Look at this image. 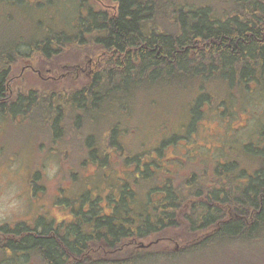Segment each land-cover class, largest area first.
Listing matches in <instances>:
<instances>
[{
    "label": "trees",
    "instance_id": "obj_1",
    "mask_svg": "<svg viewBox=\"0 0 264 264\" xmlns=\"http://www.w3.org/2000/svg\"><path fill=\"white\" fill-rule=\"evenodd\" d=\"M75 2L68 1L80 12L72 35L3 41L0 115L30 121L59 142L67 180L79 183L84 169L95 166L92 181L100 188L89 184L69 205L63 200L71 209L67 223L39 219L34 228H3L0 264L18 257L29 264H264L263 175L244 185L237 166L221 162H183L185 171L158 172L160 157H182L165 152L178 149L184 118L193 128L205 107H225L217 91L207 95V84L228 97L263 85L264 0H229L233 10L225 0ZM0 18L15 21L8 9H0ZM22 65L20 78L32 80L15 98L10 77ZM190 90L196 96L177 110L182 121H172L173 100ZM144 127L154 130L145 135ZM258 153L264 164V151ZM74 159L77 171L70 167Z\"/></svg>",
    "mask_w": 264,
    "mask_h": 264
},
{
    "label": "rangeland",
    "instance_id": "obj_2",
    "mask_svg": "<svg viewBox=\"0 0 264 264\" xmlns=\"http://www.w3.org/2000/svg\"><path fill=\"white\" fill-rule=\"evenodd\" d=\"M27 1L30 3L29 5H26ZM27 1L20 0V4L13 0L0 1V9H8L11 16L15 17V21L10 24H5L4 20L0 18V48L4 47L3 41L8 38V35L13 40H18L22 35L28 39L40 37L49 32H64L72 35L73 21L80 13L77 12L75 3L72 5L68 3V0H52L50 6L41 8L40 5L35 7L34 4L45 3L46 1ZM225 1L228 2L229 0ZM225 5V8L233 7L230 2ZM252 8L260 10L255 5ZM212 10L217 11L218 6L213 5ZM83 14L81 12V15ZM22 50L25 51V49ZM23 66L15 71V73L19 71L18 74L12 76V80H16L12 84L15 98L19 94L25 93V80L27 78L32 80L29 74L26 75V79L20 78V75L26 72L22 71ZM27 73L30 71L28 70ZM218 87L215 84H207L205 92L209 95L217 91L220 97L225 100V107L217 110H210V108L205 107L202 118L200 121H196L193 128H190V123L188 124L186 118L182 121L179 117L181 112H177V110H181L190 97L194 98L197 91H193L194 89L185 91L183 96L188 97L183 100L179 97V101L173 100L175 108L171 110L175 115H172L170 119L173 121L179 117L178 119H181V125L184 128L179 130L181 133L179 137L182 140H179L175 146L178 149L166 150L165 156L169 158L173 156L182 157L175 158L173 161L160 157L158 172L170 171L172 168H183L182 170L185 171L187 168L182 167L183 162L187 163V166L191 162L212 165L221 162L224 158H227V161L231 160L235 156L246 159L247 151H251L259 145V139L264 133V85L252 88L251 93L250 90L247 92L234 91L233 95L229 97L228 92H222ZM20 119L21 117L9 119L3 114L0 115V225L7 229H12L20 223L34 227V223H37L39 218L49 222L53 221L55 226L62 222L67 223L72 220L71 209L63 205V200L67 201L69 205V200L73 201L80 196L79 190L90 189L89 184L94 185L95 183V187L100 188L99 180L97 182L92 181L97 178V168L89 164L84 169L86 172L82 173L79 183L72 179L67 180L65 177L67 173L63 172V164L59 159V142H51L50 136L43 129L37 131L30 124V121H20ZM149 130L154 129L144 127L143 133L146 135ZM73 131L68 133V140H74ZM82 139L83 137L76 139L75 143H81ZM244 144L249 145L250 148H245ZM79 154V149L72 150V157H78ZM232 154L235 156H231ZM76 164L74 159L70 167L73 166V169L77 171L79 168ZM253 165H250L246 159L243 161L242 167L250 171ZM191 169L200 171L201 167L192 164ZM114 171L115 168H106L102 172L110 177ZM113 174L116 176V172ZM86 177L88 180L85 185ZM32 184L36 185L33 187L34 190H32ZM61 184H64V192L60 191ZM90 196L94 197L95 191L90 193ZM103 205L105 202L102 203ZM256 255L262 258L261 247L257 250ZM243 258H248V256L245 255ZM14 263L29 264L24 258H19L16 262L2 264Z\"/></svg>",
    "mask_w": 264,
    "mask_h": 264
},
{
    "label": "flooded vegetation",
    "instance_id": "obj_3",
    "mask_svg": "<svg viewBox=\"0 0 264 264\" xmlns=\"http://www.w3.org/2000/svg\"><path fill=\"white\" fill-rule=\"evenodd\" d=\"M41 1H43V2H45V3H47V2H50V3H52V0H41ZM75 1H82V0H75ZM88 1H90L91 3L93 2V3H96L97 5H100V4H102V3H114L115 2V0H88ZM39 3V2H38ZM28 67V69L31 71V72H37V70H36V68H33V67H31V66H27ZM73 72H78V73H80V72H82V69H77V71L75 70H72ZM42 79H44V78H42ZM264 80V79H263ZM261 142V145H263L264 146V133H262V135H261V137H260V139H259V143ZM262 146V147H263ZM246 174H247V172L246 171H244ZM261 175H263L264 176V173H259V172H253L252 174H247V176L248 177H246V178H243L244 180H242L241 181V183L242 184H244V185H246V183L247 182H250L251 180H255L256 178H258V177H261ZM3 228H5V226H2V225H0V242H1V240H4V237L5 236H3L2 235V229ZM47 238L48 239H50L51 237L48 235L47 236Z\"/></svg>",
    "mask_w": 264,
    "mask_h": 264
}]
</instances>
